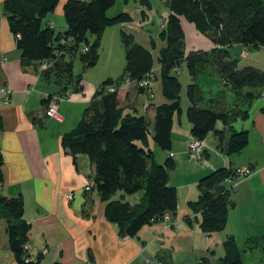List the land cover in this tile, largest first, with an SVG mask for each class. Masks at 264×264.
Wrapping results in <instances>:
<instances>
[{"label": "trees", "instance_id": "obj_1", "mask_svg": "<svg viewBox=\"0 0 264 264\" xmlns=\"http://www.w3.org/2000/svg\"><path fill=\"white\" fill-rule=\"evenodd\" d=\"M59 1L5 0L0 9V23L5 15L21 51L23 69H41L42 78L53 79L61 86L62 94L67 95L72 90L83 89L82 73L74 72L75 57H80L84 70L94 66L100 56L106 27L129 20L130 15L128 12L108 15L117 0H67L64 4L67 27L56 30L45 24L44 19L55 10ZM142 3L151 6L149 0H142ZM165 3L169 14L165 20L161 18L160 36L166 45L161 47L157 58L159 75L154 69L152 50L137 42L132 33L122 31L126 50L123 74L102 83L77 126L62 136V146L74 161L80 154H85L95 166L91 178L94 185L91 190H85L90 203L88 207L93 202L89 195L97 192L106 203V218L118 225L122 237H135L144 225L164 221L166 213L172 219L178 212V191L169 183L175 160L168 156L163 163L159 162L152 147L154 142L164 151L172 150L174 117L183 112L182 82L175 68L186 65L192 78L187 87L190 104L186 109L192 136L204 141L210 132H214L219 138L220 149L229 155L241 152L249 143V131L238 129L233 123L238 118H249L250 106L264 92V71L252 65H240L239 59L230 53L234 45L244 49H264V0H165ZM183 18L209 37L214 46L186 51ZM45 61L49 66L42 69L41 64ZM208 66L216 68L223 85L230 87L245 107L216 109L204 104L203 87L196 80ZM152 72L153 80L161 77L162 93L167 101L155 106L153 118L126 111L121 90L130 85H124V82L127 79L140 81ZM112 85L116 87L113 91L109 90ZM132 85L152 94V86L146 89ZM218 123L225 127L219 129ZM2 128L0 113V131ZM2 165L0 152V187L4 182ZM237 169L220 167L199 180V197L189 205L196 215L194 220L207 234L223 231L227 226L234 204L227 183L237 176ZM140 191L143 196L139 202L132 203L127 199L128 195ZM89 210L90 207L86 208ZM0 218L6 219L9 243L18 262L33 264L23 259L24 244L29 241L31 229L24 217L23 198L5 196L0 190ZM186 220L190 222L192 218L187 216ZM223 246L225 255L220 259L225 264H243L233 237H228ZM40 261L41 256L36 264ZM208 261L205 257L202 264H218Z\"/></svg>", "mask_w": 264, "mask_h": 264}, {"label": "crops", "instance_id": "obj_2", "mask_svg": "<svg viewBox=\"0 0 264 264\" xmlns=\"http://www.w3.org/2000/svg\"><path fill=\"white\" fill-rule=\"evenodd\" d=\"M4 1L0 0V9ZM66 1H59L55 10L44 19L45 24L56 30L66 29ZM129 2L117 0L115 6L108 10V15L128 12ZM122 31L131 32L125 28L124 22L115 23L106 27L101 39V46H104L107 37L111 36L113 43L120 48L121 55L115 63L117 70H101L98 65L92 66L82 72L83 89L72 90L65 95L53 79L45 80L37 71L23 69L16 37L8 18L2 16L0 113L3 128L0 131V152L4 182L0 190L5 196L23 198L24 217L31 224L29 242L40 253V264H202L205 257L208 262H213L216 261V253L219 258L225 255L223 244L228 237L235 239L240 251L256 249L262 253L253 245L264 237V92L250 106L249 118H238L233 123L236 128L249 131V143L241 152L226 154L220 149L218 136L210 132L204 140V161H196L188 154V143L194 138L191 122L182 114L178 118L179 125L174 122L172 150L161 149L158 160L163 163L168 156L175 160V167L169 173V183L178 191V212L171 220L144 225L135 237H122L118 225L106 218V203L97 192L89 195L93 202L90 210L86 211L90 203L84 188L94 176L95 166L85 154H80L74 161L62 146V136L77 126L101 84L108 78L117 79L123 74L126 58ZM213 46L211 42L206 49ZM236 49L241 56L244 47L234 45L230 48L234 58ZM239 63L241 65L240 60ZM243 65L264 71V66L254 59ZM209 68L207 73L216 79L204 78V104L216 109L245 107L230 87L222 85L216 68ZM154 69L160 70L159 63ZM90 70L97 71L90 75ZM85 72L89 76L84 77ZM205 73L204 76L207 75ZM5 87L12 89L7 102L1 91ZM143 94L146 95L144 98ZM55 95H64L59 107L62 121L46 113L48 96ZM121 98L126 111H136L149 118H153L156 105L167 101L166 98H158L156 102L153 82L151 95L130 85L121 90ZM217 127L222 129L225 125L218 123ZM152 147L156 152L155 146ZM224 166L249 167L252 172L228 181L230 199L234 204L230 208L227 226L223 231L207 234L194 220L196 215L189 202L199 197V180ZM70 194L74 195L72 199ZM142 196L143 193L137 192L128 195L127 199L136 203ZM187 216L192 218L190 222L186 220ZM0 264H20L10 246L4 218H0Z\"/></svg>", "mask_w": 264, "mask_h": 264}, {"label": "rangeland", "instance_id": "obj_3", "mask_svg": "<svg viewBox=\"0 0 264 264\" xmlns=\"http://www.w3.org/2000/svg\"><path fill=\"white\" fill-rule=\"evenodd\" d=\"M149 1L151 3L150 7L142 3V0H130L128 7H127L129 15H130V19L124 21V26L125 28L131 30V32L133 33V35H135L137 40L141 41L143 44H146V46H148L152 50L154 54V58H155L154 67L156 68L158 67L157 58H158L159 51L161 47L166 45V41L160 36L162 26H163V24H161V18H163L164 20L167 18V15L169 14V9L166 6L164 0H149ZM183 21H184V29H185V49L186 51L189 52L190 50H193V49H206L207 46L211 44L210 38L207 37L205 34L197 31L194 24L189 22L187 19L183 18ZM121 41H122V38H121ZM115 44L116 43H113L111 36H109V38L107 37L106 42L104 43V46L100 45V56L98 58L99 63L97 62L94 66L98 65L97 68L101 70L107 69V68H110V69L112 68L115 71L117 70L115 63L118 57L121 55V53H120V48H118V46H116ZM122 45H123V41H122ZM246 49L248 50V55L245 57L239 56L238 55L239 51H237V49L234 52L232 51L234 53V56H236V58H238L241 61V65H243L244 63L251 62V59H254L259 64L264 66V50L260 51L259 49H256V48H246ZM124 58H126V50L124 53ZM74 60H75L74 61L75 63L74 72L82 73L84 71V65H83L82 60L80 59L79 56H76ZM109 63H111L110 66H108ZM209 67L210 66L206 68L205 70L206 73L210 69ZM177 69H178V72L176 74L179 76L182 82V91H181V95H182L181 102H182V107H183L182 116L186 117L187 116L186 109H187V106L190 104V100L187 95V87H188V84L192 82L191 75L186 65H182L180 68L177 67ZM39 71H41V69H39L37 72L39 73ZM94 71H97V70H90V75H94L93 74ZM122 72L123 71H121V73ZM159 72L160 71H157L158 75H159ZM86 76H89V74L85 72L84 77ZM204 78L211 79V80L216 79L215 77L211 76L210 73H207V75L204 76V70H203V72L198 76L196 80L203 87V91H204ZM152 82H153L154 92L156 95V102H158V98L160 99L165 98L164 95L162 94V79L160 76H158V78H155ZM223 84L224 82H222V85ZM100 88H102V84ZM68 93L70 92H67L66 94ZM59 96L63 97L64 95H59ZM145 96L143 94V98ZM174 118H175L174 119L175 124L179 125L178 123L179 114L177 113ZM152 143H153L152 145H154L156 149L155 153H156L157 160H160L161 148H159L158 145L155 144L154 142ZM203 144H204V141H203ZM203 152H204V149L202 150V153ZM188 154L192 157V159L196 161H204L203 154L201 155L200 158H198L197 156H194L193 154L189 152ZM248 175L249 173L247 175L237 174V176L234 177V179H237L240 176H248ZM138 194H142V192L141 193L138 192ZM257 244H254V248L261 249L262 253L258 252L256 249L240 251L242 259H243V264H262V262H264V240L257 241ZM218 256H219L218 253H216V258H215L216 262H218V264H225L223 260H221Z\"/></svg>", "mask_w": 264, "mask_h": 264}, {"label": "built area", "instance_id": "obj_4", "mask_svg": "<svg viewBox=\"0 0 264 264\" xmlns=\"http://www.w3.org/2000/svg\"><path fill=\"white\" fill-rule=\"evenodd\" d=\"M84 49L87 50L88 48L85 47ZM247 55H248V51L246 49H244L241 53V56L245 57ZM48 66H49V64L46 61L41 64L42 69H45ZM175 70L178 71L177 67L175 68ZM153 77H154V73L152 72L151 75H149L146 78H144L140 81H137V82L136 81H130L127 79L124 82V85L134 84V85H137L140 87H145L146 89L151 88ZM114 89H116V87L114 85L109 86V90L113 91ZM1 91L4 95L5 101L7 102L9 100L10 94L12 93V89L10 87H5V88H2ZM62 99H63V97H61L59 95H55V96H52L49 98L47 111H46V113L49 117H52V118L59 120V121L63 120V115L61 114V112L59 110L60 101ZM203 145H204L203 141H199V140L193 138L190 141V143L188 144V152L193 154L194 156H197L198 158H200L201 155L203 154L202 153V150L204 149ZM251 172H252V169L249 167H240L237 169L238 175H247L248 173L250 174ZM231 180H234V178L230 179L229 181H231ZM93 185H94V181L92 179H90L84 189L85 190H91ZM73 197H74L73 194L69 195L70 199H72ZM163 220L164 221L171 220V215L169 213L164 214ZM24 249H25V253L23 255V259L25 260V262L36 264L38 262V257L40 255V253L36 252L33 249V246L29 241L24 244ZM148 263H151V261L148 260ZM160 264H164V263L161 262Z\"/></svg>", "mask_w": 264, "mask_h": 264}, {"label": "water", "instance_id": "obj_5", "mask_svg": "<svg viewBox=\"0 0 264 264\" xmlns=\"http://www.w3.org/2000/svg\"><path fill=\"white\" fill-rule=\"evenodd\" d=\"M262 264H264V262H262Z\"/></svg>", "mask_w": 264, "mask_h": 264}]
</instances>
